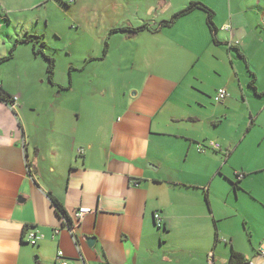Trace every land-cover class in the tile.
Listing matches in <instances>:
<instances>
[{"label":"crops","instance_id":"crops-1","mask_svg":"<svg viewBox=\"0 0 264 264\" xmlns=\"http://www.w3.org/2000/svg\"><path fill=\"white\" fill-rule=\"evenodd\" d=\"M191 2L215 13L216 43L201 10L158 31L110 33L146 24L156 28ZM68 4L0 0V32L3 25L14 30L4 32L9 43L1 40L0 58L17 39L36 35L55 59L56 73L55 53L60 51L48 54L40 31V26H50L54 14L49 16L47 6H53L57 17L83 32V60L68 64L69 84L57 87L61 93L73 92L72 72L84 73L96 65L100 75L94 88L101 95L64 99L39 91V74L30 83L23 77L25 66L21 68L20 59L27 71L42 59L46 71L45 60L34 54L31 44H18L13 57L0 65L1 90L17 99L14 109L0 102V264H175L182 244L191 251L190 264H200L193 259L206 246L198 244L200 230L207 233V243L214 232L215 242L216 221L227 218L209 196L216 176L230 186L220 194L228 209L229 195H239L244 180L253 183L264 173V160H254L250 147L246 162L234 172L243 177L237 187L224 166L257 124L254 115L264 111V96L249 86L252 73L256 91L264 93V0ZM55 73L48 80L53 86ZM219 89L229 96L215 102ZM240 101L246 106L241 117L250 119L244 137L238 124L216 131L231 120L233 104ZM207 141L219 144L220 150L198 152L197 144ZM51 196L71 225L59 218ZM80 208L90 213L76 221ZM178 231L188 233L179 236ZM29 233L37 235L35 245L26 242ZM230 239L245 257L235 247L236 237ZM257 257L245 258L255 262Z\"/></svg>","mask_w":264,"mask_h":264},{"label":"rangeland","instance_id":"rangeland-1","mask_svg":"<svg viewBox=\"0 0 264 264\" xmlns=\"http://www.w3.org/2000/svg\"><path fill=\"white\" fill-rule=\"evenodd\" d=\"M68 1L70 2V0ZM68 1L65 3L68 4ZM70 4H72V2H70ZM47 12L49 16L51 14H54V16L51 17L48 29H45L44 26H40V31L44 32L42 34L45 35L44 40L49 48L47 53L51 54L54 50L60 51L55 53V58L57 60V68L53 82L55 85L53 86L48 82L42 59H38L37 62L31 64V66H33V70L31 71H27L28 65H26L23 59H20V61H22L21 68L25 66L23 68L24 79L31 83V80H35V75L39 74V78L42 79L39 80L37 89L39 91L48 90L57 98L62 96L64 99L66 97L78 99L84 93H86L85 96L100 97L101 95L94 88L96 83H98L95 76L99 74L96 65L90 66L87 72L84 73L83 71L72 72V79L75 87L74 91L60 92L61 90L57 87V84L60 83L62 86H67L69 84L70 73L68 64L70 62H79L83 60V32L77 33L75 29H71L72 27L68 20L64 17H57L53 6H47ZM7 30L10 34L14 33L12 26L3 25L0 32V46L3 44L1 40L9 43V37L4 33L7 32ZM1 68L2 67H0V73L3 71ZM79 84H81V86L83 85V88H80ZM211 104L217 106L212 101ZM233 106L234 109L231 113V120L229 119L222 126L217 127L216 131H228L238 124L242 139L245 135L244 132L250 125L249 115L246 118L241 117L246 111V106L244 103H241V101L239 103H234ZM257 114L254 115L257 122V124H255L256 126L254 125L251 130L248 131L243 141L244 144L240 150L236 151L229 162L224 165L226 170L230 171L231 175L236 171L238 172L240 166L246 162L245 152L247 147L251 148V156L254 160H264V111L259 116H257ZM240 140H238V143ZM216 177L217 179L212 183L209 196L210 199L212 198L216 209H219L222 214H227V218L225 220L216 221L219 232V241L216 245L214 242V232L208 234L209 239L207 243L205 242V234L207 233L203 229L200 230L198 234V244L206 246L203 248L201 247L199 254L196 253V257H192L193 259H198L200 264H212L213 261L215 264H226L229 260L231 250H234L230 242V236H234L236 237V249L242 251L248 259H254L261 248L264 238V173L256 176L253 183L250 182V179L244 180L243 191H239V195L237 196L234 193L229 195L228 205L231 208L228 207V209L223 208L222 195L220 196V194H224L226 186H229V184H221L220 181L222 177ZM242 178L243 177H235L234 180L237 182ZM251 191L254 196H257L256 198L248 193ZM187 233V231H178L177 235L183 236L185 234L186 237ZM168 239L171 242L173 240V235ZM181 247L177 257L179 261L175 264H190L192 259L190 257V249H186V245L183 246V244ZM257 261L258 259L256 258L255 262Z\"/></svg>","mask_w":264,"mask_h":264},{"label":"trees","instance_id":"trees-1","mask_svg":"<svg viewBox=\"0 0 264 264\" xmlns=\"http://www.w3.org/2000/svg\"><path fill=\"white\" fill-rule=\"evenodd\" d=\"M57 1H60L64 5L68 6V4L64 3L62 0H57ZM194 10H201L205 14L206 25L208 27L210 34H211V40H212V42L216 43L217 40H216L215 36L217 33V28L214 24L215 13L213 12V10H211L210 8H208L207 6H205L204 4L199 3V2L189 3L183 10L174 14L170 19L160 22L156 28H154L151 25L146 24V25H143V26L138 27V28H116V29L111 30L110 33H114V32L125 33L126 32L129 35H133V34H136L138 32L144 31V30L158 31L162 28H169V27L173 26L180 18H182L183 16L189 14L190 12H192ZM18 44H31L32 45L33 50H34V54L36 56H41L45 60V62H46V75H47L48 80L51 81L53 79V76L55 73V59L52 56L46 54V49H45L46 46H45L44 42L41 40V37L36 36V35L27 34L24 37L17 39L15 41V43L13 44L12 48L10 49L8 55L3 57V58H0V65L5 63L6 61L10 60L13 57L15 48ZM106 48H107V42L105 41L104 42V54L106 53ZM250 75L252 78L250 83H249L250 88L255 92L256 95L264 96V93H258L256 91V87L254 84L255 83V77L252 73H250ZM12 99H13V97L9 96L6 92H4L3 90L0 89V102H4V103L10 105L13 102ZM239 175H241V173H236L235 177L238 178ZM238 182L239 181H237V183ZM232 184H233V186L236 185L235 182H232ZM50 201H51V205L54 207V210L57 213V215L59 216V218H61L65 222L64 225L65 226L71 225V220L67 216V213L64 210L63 206L61 205V203H59L52 196L50 197ZM218 241H219V235H218V233H215V242L217 243ZM248 261H250V260L245 258L239 252H237L235 250H231L230 257H229L227 264H247Z\"/></svg>","mask_w":264,"mask_h":264},{"label":"built area","instance_id":"built-area-1","mask_svg":"<svg viewBox=\"0 0 264 264\" xmlns=\"http://www.w3.org/2000/svg\"><path fill=\"white\" fill-rule=\"evenodd\" d=\"M73 1L74 0H70V2H72V3H73ZM222 29L228 31L229 27H223ZM0 89H1V86H0ZM228 96L229 95H228V93H227V91L225 89H219L216 92L214 100H215V102H221V101L225 100ZM12 100H13V102H12V104H10V107L12 109H14V107H15L14 105H15V102H16L17 99H16V97H13ZM197 150L200 153H204L206 150L219 151L220 150V146H219V144L215 143L214 141H209L208 143H206V145L197 144ZM82 153H83V151H80V154H82ZM240 177H242V175H239V178ZM88 213H90L89 209L80 208V209H78L77 213L74 214V217H75L74 219L76 221H79L85 214H88ZM154 219H155V222H156L157 226H160V217H159L158 214L154 215ZM70 231H71V229H70ZM25 239H26L27 243H29L31 245H35L36 240L38 239V237H37V235L35 233H29V234H27V237ZM57 256H58V258H61L63 256V253L59 252ZM257 258L259 259L258 262L251 261V262H248L247 264H264V239H263V242H262V245H261V249L258 252V257ZM61 264H67V263L66 262H62Z\"/></svg>","mask_w":264,"mask_h":264},{"label":"flooded vegetation","instance_id":"flooded-vegetation-1","mask_svg":"<svg viewBox=\"0 0 264 264\" xmlns=\"http://www.w3.org/2000/svg\"><path fill=\"white\" fill-rule=\"evenodd\" d=\"M235 184H236V185H235V187H237V186H238V183H237V182H235Z\"/></svg>","mask_w":264,"mask_h":264},{"label":"water","instance_id":"water-1","mask_svg":"<svg viewBox=\"0 0 264 264\" xmlns=\"http://www.w3.org/2000/svg\"><path fill=\"white\" fill-rule=\"evenodd\" d=\"M70 230V229H69Z\"/></svg>","mask_w":264,"mask_h":264}]
</instances>
